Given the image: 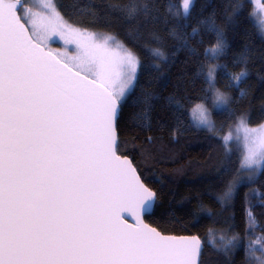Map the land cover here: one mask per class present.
Listing matches in <instances>:
<instances>
[{"label":"snow or ice","instance_id":"obj_1","mask_svg":"<svg viewBox=\"0 0 264 264\" xmlns=\"http://www.w3.org/2000/svg\"><path fill=\"white\" fill-rule=\"evenodd\" d=\"M39 5L46 14L23 9L21 0H0V264H194L201 251L198 237L163 236L139 220L153 208L155 193L130 161L116 154L114 122L136 79L138 57L126 48L121 55L107 40L97 43L87 30L67 26L51 0ZM193 6L194 0H182V12L175 16L189 18ZM21 10L28 20L18 14ZM198 25L216 37L204 48L205 58H218L225 48L222 28L211 17ZM200 33L197 26L181 36L192 54L196 49L189 41L203 43ZM53 36L74 43L77 54L45 50L42 43ZM148 51L167 58L160 48ZM218 69L234 86L247 72L229 74L226 65L205 72L201 65L207 85L202 99L211 93L213 107L226 112L230 97L216 87ZM150 100L146 96L144 103ZM193 111L197 126L214 130L204 104ZM236 127L256 135L241 167L264 170V128L249 129L244 117ZM232 194L229 184L222 202ZM123 212L136 216L137 225H128ZM247 216L254 223L250 208ZM213 236L209 229V242L216 247ZM220 239V250L227 252L238 237ZM261 241L258 250L264 254ZM254 250L250 244L247 251Z\"/></svg>","mask_w":264,"mask_h":264},{"label":"trees","instance_id":"obj_2","mask_svg":"<svg viewBox=\"0 0 264 264\" xmlns=\"http://www.w3.org/2000/svg\"><path fill=\"white\" fill-rule=\"evenodd\" d=\"M52 2L67 26L87 30L95 39L113 37L123 46L120 50H130L140 61L116 130L117 153L132 161L156 195L146 223L162 234L199 237L200 264H254L252 254L257 250H247L250 244L259 247L258 238H264V170L241 171L240 148L233 140L222 139L240 117L249 129L264 123V38L251 18L252 0H194L187 19L175 16L182 12V0ZM209 17L222 28L225 42L223 53L214 60L206 59L203 52L215 43V34L198 25ZM197 26L201 28L197 39L203 43L190 40L196 49L192 54L182 46L181 36ZM150 48H160L167 58L153 57ZM201 65L205 72L215 65H226L229 74L247 72L234 86L218 69L216 87L230 101L226 112L212 111V131L196 128L190 118L195 105L210 109L212 105L211 93L202 99L207 85L199 74ZM146 96L151 97L149 104L144 103ZM229 184L232 198L222 202ZM249 208L255 218L251 224ZM209 229L216 247L209 242ZM222 235L238 237L227 252L220 250L217 240Z\"/></svg>","mask_w":264,"mask_h":264},{"label":"rangeland","instance_id":"obj_3","mask_svg":"<svg viewBox=\"0 0 264 264\" xmlns=\"http://www.w3.org/2000/svg\"><path fill=\"white\" fill-rule=\"evenodd\" d=\"M23 1H24L23 9H31L32 12H38L39 11V12H41V14H46L47 13V10L42 9L40 7L39 0H23ZM252 2H253V9H252V12H251V18H252L253 22L255 23V25L258 27L262 37L264 38V31H262V28H264V1H262V0H252ZM51 3L53 5L52 0H51ZM21 14H23L25 16L26 20L29 19L28 14L23 12L22 10H21ZM27 24H28L29 32L31 33L33 31V26H32V24L30 22L27 23ZM27 24H26V26H27ZM34 39H35V37H34ZM95 40H96L97 43H104V41L107 40L108 41V46L110 48L118 51L117 48H116V46H117L116 42L117 41L113 37L105 36V37H102V38H97ZM42 46H45V48L51 49L52 53L54 55H57L58 53H66L68 55V57H72V56H75L77 54L76 45L74 43L66 44L64 42V40L60 39L59 36H53L51 38V40L44 41L42 43ZM118 52H120L121 55L123 54V50L122 49L120 50V48H119ZM61 58H63V57H61ZM136 75H137V72H136ZM134 81H133V84H134ZM133 84H132L131 88L126 92V97H127L128 93L131 91V89L133 87ZM195 106L190 111V118H191V121H192L193 125L196 128L200 129V130L212 131V130H209V129L205 128V127L197 126L198 113H195L193 111ZM205 107H207V106H205ZM227 108H228V106H227ZM208 109L211 111V116H212V111H222V110H224L223 106H217V107L214 108L213 105H211V109L210 108H208ZM212 120H213V118H212ZM262 128H264V123L261 124L258 127L252 128V130H257V132H258ZM225 137H228V139H225ZM222 139L224 141L233 140L235 142V143H233V145L237 144L236 146H238V148H240V150L242 152L241 162H240V170L243 171V172H246V171L248 172L250 169L247 166L241 167V164L243 162L246 165V157L248 156L249 148L253 146V142L256 139V135L253 134V133H246L243 128H237L235 126L233 131H231V132L229 131L226 135H224L222 137ZM248 176H252V175H248ZM225 239H229V238H225ZM217 240L220 243V246L222 247L223 245H222V241H221L220 237ZM254 249L257 250V251L252 254L253 262H254V264H258V261H257L256 257H260L261 259H264V254H262L258 250L259 249L258 246H256Z\"/></svg>","mask_w":264,"mask_h":264},{"label":"water","instance_id":"obj_4","mask_svg":"<svg viewBox=\"0 0 264 264\" xmlns=\"http://www.w3.org/2000/svg\"><path fill=\"white\" fill-rule=\"evenodd\" d=\"M262 1H264V0H262ZM23 3H24V1L21 0V4H22V5H23ZM18 9H19V6H18ZM18 14H19V11H18ZM22 22H23V21H22ZM26 27H27V26H26ZM27 28H28V27H27ZM28 30H29V29H28ZM45 50H47V49H45ZM53 55H54V54H53ZM120 109H121V106H120ZM120 109H119V113H120ZM118 118H119V114H118L117 119H116L115 122H114V126H115V134H116V154H117L118 156H120V157L123 159V158H127V157L121 156V155H119V154L117 153L118 133H117V130H116V123H117ZM127 160L130 161L131 166H132L133 168H135L134 165H133V163H132V161H131L129 158H127ZM135 169H136V168H135ZM136 174L139 176L137 170H136ZM139 177H140V176H139ZM140 179H141V178H140ZM141 182L144 183L142 180H141ZM145 186H146V185H145ZM146 187H147V186H146ZM147 188H148V187H147ZM151 191H152V190H151ZM152 192H153V191H152ZM155 200H156V195H155ZM154 204H155V202H154ZM153 208H154V206H153ZM153 208L151 209L150 212H148V213H141L140 216H139V220H141V221L143 222V224L147 225L149 228H154V227H152V226H150L148 223H146V221H145V217H146V216H149V215L152 213ZM121 216H122L123 220L126 221V223H127L128 225H132V226H136V225H137V217L134 216V215H132V214H130L129 212H123V213H121ZM154 229H155L157 232H159L161 235H163V236H171V237H177V238H179V237H188V238L193 237V236H188V235L177 236V235H167V234H162V233H161L160 231H158L156 228H154ZM195 237H197V236H195ZM198 238H199V237H198ZM199 240H200V239H199ZM200 242H201V240H200ZM202 251H203V244L201 243V251H200L199 255H198L197 257L194 258V264H200V259H201Z\"/></svg>","mask_w":264,"mask_h":264},{"label":"flooded vegetation","instance_id":"obj_5","mask_svg":"<svg viewBox=\"0 0 264 264\" xmlns=\"http://www.w3.org/2000/svg\"><path fill=\"white\" fill-rule=\"evenodd\" d=\"M19 14H21V11H19ZM27 27H28V24H27ZM28 29H29V28H28ZM43 47L45 48V46H43ZM45 49L48 50L49 48H45ZM67 56H68V55H67Z\"/></svg>","mask_w":264,"mask_h":264}]
</instances>
